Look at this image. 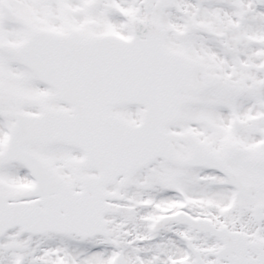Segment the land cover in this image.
<instances>
[{
  "label": "snow or ice",
  "instance_id": "6c2138e0",
  "mask_svg": "<svg viewBox=\"0 0 264 264\" xmlns=\"http://www.w3.org/2000/svg\"><path fill=\"white\" fill-rule=\"evenodd\" d=\"M0 264H264V0H0Z\"/></svg>",
  "mask_w": 264,
  "mask_h": 264
}]
</instances>
